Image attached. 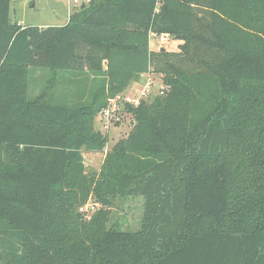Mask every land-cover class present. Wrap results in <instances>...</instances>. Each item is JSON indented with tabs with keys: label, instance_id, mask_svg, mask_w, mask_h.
Returning a JSON list of instances; mask_svg holds the SVG:
<instances>
[{
	"label": "trees",
	"instance_id": "1",
	"mask_svg": "<svg viewBox=\"0 0 264 264\" xmlns=\"http://www.w3.org/2000/svg\"><path fill=\"white\" fill-rule=\"evenodd\" d=\"M11 2L0 0V264H264V0H91L49 27L13 22ZM153 33L179 50L151 51ZM37 69L51 76L32 96ZM65 72L80 88L58 100ZM149 72L168 88L125 103L134 123L95 189L105 203L143 197L141 228L108 227L104 210L86 220L83 150L109 140L96 117Z\"/></svg>",
	"mask_w": 264,
	"mask_h": 264
},
{
	"label": "rangeland",
	"instance_id": "2",
	"mask_svg": "<svg viewBox=\"0 0 264 264\" xmlns=\"http://www.w3.org/2000/svg\"><path fill=\"white\" fill-rule=\"evenodd\" d=\"M68 6L71 13L79 9V6L69 0H12L10 7V18L13 22H20L23 26H62L68 21ZM164 42V43H163ZM161 41L158 34L150 36V50L153 52L160 51L161 47L169 52H177L181 39L170 36L168 40ZM51 72L49 69H37L33 78L30 90L31 95L36 96L41 93L44 84L49 80ZM64 83H54V88L51 93L59 100L64 98L67 93H76L80 86H76L74 81H71L72 75L69 72L63 74ZM77 80V77H75ZM151 80V85L148 89V82ZM140 82H133L129 85L126 91L120 95L118 99L119 116L118 121L110 124L108 129L103 126V121L97 116L95 120V129L100 130L108 136L107 146L100 152H88L83 150V162L87 182L92 186V192L88 197L87 202L94 203L96 209L94 212L89 211L84 214V219L89 220L95 212L104 210L108 214V227H116L121 230L138 231L141 228L144 217V199L141 196H115L109 199V203H105L99 199L101 195L97 194L96 186L97 179L101 174V167L105 161L106 153L109 152L114 144L122 137H126L132 128L133 115L126 112L124 109L125 97L137 99L140 96L147 102H151L157 95H160V90L163 84V76L158 73L150 72L141 77ZM147 90V91H146ZM70 91V92H69ZM146 91V95L143 92ZM70 103L75 102L72 96L67 98ZM104 195H102L103 197Z\"/></svg>",
	"mask_w": 264,
	"mask_h": 264
},
{
	"label": "built area",
	"instance_id": "3",
	"mask_svg": "<svg viewBox=\"0 0 264 264\" xmlns=\"http://www.w3.org/2000/svg\"><path fill=\"white\" fill-rule=\"evenodd\" d=\"M91 0H69V2H73L74 4L81 6L85 3H89ZM161 38V41H166L169 39L170 35L166 34V33H162V34H158ZM164 43V42H163ZM150 73V72H149ZM148 73L142 74V76L146 75ZM140 82V81H138ZM136 82V83H138ZM151 80L148 82L147 88L148 89L151 85ZM164 84V82H163ZM168 88V86H166L165 84L162 86L161 90H160V94H163L164 91ZM147 91V90H146ZM146 91L143 92V95H146ZM123 94V93H122ZM121 95V94H120ZM120 95L114 97V98H110L109 99V103L108 105L101 110V112L98 114V116L100 117V120L103 121V126L105 129H108L110 124L114 121H118L120 118L117 114V111H119V105H118V99L120 98ZM144 98L142 96H140L137 99H131L129 97H125V103L129 102L135 105H138L140 103L141 100H143ZM125 105V104H124ZM96 209V205L94 203H85L84 205H82L80 207V212L82 213H87L89 211L94 212Z\"/></svg>",
	"mask_w": 264,
	"mask_h": 264
},
{
	"label": "crops",
	"instance_id": "4",
	"mask_svg": "<svg viewBox=\"0 0 264 264\" xmlns=\"http://www.w3.org/2000/svg\"><path fill=\"white\" fill-rule=\"evenodd\" d=\"M70 3V2H69ZM72 13H71V11H70V7L68 6V16H67V19L69 20V17H70V15H71ZM67 20V21H68ZM19 24H20V22H19ZM22 25V24H21Z\"/></svg>",
	"mask_w": 264,
	"mask_h": 264
},
{
	"label": "water",
	"instance_id": "5",
	"mask_svg": "<svg viewBox=\"0 0 264 264\" xmlns=\"http://www.w3.org/2000/svg\"><path fill=\"white\" fill-rule=\"evenodd\" d=\"M160 50H161V51H164V50H165V48H164V47H161V48H160ZM133 123H134V122H132V124H133Z\"/></svg>",
	"mask_w": 264,
	"mask_h": 264
}]
</instances>
